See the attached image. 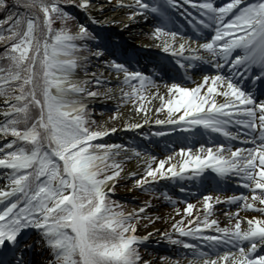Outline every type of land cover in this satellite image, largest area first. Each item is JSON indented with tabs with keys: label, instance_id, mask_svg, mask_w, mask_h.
Segmentation results:
<instances>
[{
	"label": "snow or ice",
	"instance_id": "obj_1",
	"mask_svg": "<svg viewBox=\"0 0 264 264\" xmlns=\"http://www.w3.org/2000/svg\"><path fill=\"white\" fill-rule=\"evenodd\" d=\"M61 2L0 0L4 12L0 17V134L5 137L0 142V167L7 170L0 172L6 181L0 185V264H21L17 248L22 230L28 228L36 230V242L46 252L43 264H149L139 250L149 234H136L142 218L139 213L147 205L125 212L110 196V185L117 183L122 160L128 158L125 153L139 156L140 152L127 144L95 142L115 130L97 125L86 106L89 98L104 95L90 87L102 77L78 72L88 59L85 41L96 36L83 22L77 21L73 30L68 23L72 17ZM89 4L90 0H78L81 9ZM185 4L194 11L189 12ZM127 7L132 9L127 13L130 20L157 15L159 23L151 35L163 38L164 51L186 53L185 59L177 60L181 67L207 59L214 72L192 87L167 84L165 94L151 76L113 60L111 67L121 83L117 89L120 103L128 101L137 112L147 113L148 104L156 98L157 113L167 110L168 117L182 126L202 125L226 138L224 143L201 144L195 153L181 148L176 163V153L154 166L156 158L150 156L143 174L129 172L128 176L136 177L137 187L148 190L159 177L183 175L188 169L195 175L207 168L218 177L235 175L237 183L250 190V197L244 192L215 199L206 194L204 215H191L187 220L191 227L182 223L185 218L181 216L171 225L180 235H172L171 230L166 235L192 249L197 259L203 258L199 264H264V251L256 254L258 248L264 249V215H238L241 208L264 214V99L257 103L245 83L236 82L244 75L252 81L249 88L264 85V0H222L219 5L215 0H131ZM172 9L189 17L201 42L189 37L186 43L180 32L169 30ZM54 20L60 21L59 27ZM102 51L97 47L94 54L100 56ZM225 67L230 74L223 73ZM153 87L155 91H146ZM118 115L114 113L111 119ZM154 123L167 124L169 119ZM232 125L239 131H232ZM123 127L138 125L124 122ZM233 138L251 146L232 147ZM220 200L240 205L229 214L236 217L234 224L221 227L208 218L211 204ZM193 209L187 203L183 212L190 214ZM242 220L246 227L241 226ZM212 226L218 235L205 232ZM181 236L195 237L211 251L218 244L233 251L210 256V251ZM186 264H196V260Z\"/></svg>",
	"mask_w": 264,
	"mask_h": 264
},
{
	"label": "bare ground",
	"instance_id": "obj_2",
	"mask_svg": "<svg viewBox=\"0 0 264 264\" xmlns=\"http://www.w3.org/2000/svg\"><path fill=\"white\" fill-rule=\"evenodd\" d=\"M94 1L96 2L95 5H93ZM105 1L106 0H104V1L103 0H92L91 1L92 5L88 6L89 12L94 15V21L95 20L98 21V19H100L102 23H99V22H97V23L100 27H103L105 30L110 32V31H113V29H118V33H119V35H121L120 30H123V29L125 30V28H128V30H132V32H130V35H128V36L134 38V40H135V38H137L138 34H139L138 36H140V33H138L141 30L140 28H142V31H143V29L146 27L147 24L148 25L151 24L150 23V17L152 16L151 13H149L147 15H138L135 19L128 20L126 24L121 23V24L116 25L114 23H111L110 17L112 15V13H114V12L119 13V11L123 12L126 10H129V11L132 10V9H129L127 7V5L131 3V0H128L125 3H123V2L117 3V0H108V2H105ZM99 6H102V7H99ZM185 7L191 8V6L186 5V4H185ZM99 14H104V15H99ZM152 21H153V19H152ZM101 24H102V26H101ZM154 25H156V23H154ZM137 30H139V31H137ZM116 32H117V30H116ZM112 38L114 39V36H111V39ZM183 38L185 39V41L187 43L188 39L186 37H183ZM179 39L180 38H178V37L176 38L177 43L179 42ZM147 40H146L147 43L151 45L150 48L155 49L156 47L162 46V44H163V38L157 39L156 37H153L152 35L149 36V39H147ZM108 45L109 44L103 43L102 46L100 45L99 47L106 48ZM124 46H125V43H123L121 46L122 50L126 49ZM151 53H153V52H151ZM169 53H171V52H169ZM154 54H155V52H154ZM176 56H179L180 59H185L186 53L180 54L179 52H177ZM137 59H138L137 57H133V59L131 58L130 60H137ZM147 60H148V62L152 63L151 59H147ZM90 61L91 60H88L87 64ZM143 62H146V59L143 60ZM172 62H175V61H172ZM162 65L167 66V67H169V66L172 67V65L169 63H167L166 65L165 64H162ZM225 70H226V67L223 68V72ZM96 75L98 77H102V80L105 82L104 83L105 85L107 83V85H106L107 89L104 88L105 85H102V90H103V94H105L104 99L106 101L104 107L107 110L112 109L111 114H109L110 119L113 116L112 115L113 110H116V113H119V115L115 119H111L112 121H110V123L106 122L105 125L107 127H109L108 125H111L109 128L115 129L114 131L107 133L108 135L116 136V133H131L133 131L140 133L142 131V129L145 130L146 127H150V125H154V126H158V127H165V128H161V130H166V131H162L163 133L158 132L156 135H153V136H148V138H146V139H149L151 142H155L158 144L160 141H163V140L165 141L169 138L174 139L175 142L180 141V140L183 142H186V140H188L187 138H189V136L192 138V135H193L192 133L195 131L193 129L191 131H186L184 133L185 134L184 135L183 132H180L181 131L180 128H182L180 125L181 122H174V117L171 119L165 118V119H169V123H167V124L154 123V121L161 118L160 116L163 114V112L164 113L167 112V110H162L159 113H157L155 111V108L159 106V100L158 99L153 98L152 102L148 104V107L150 108L149 112H147V113H145L143 111L137 112L136 109L134 108V106L130 102L125 101L124 103H120L121 97H120V94L117 91V89L119 87H121V83L118 80L117 75H114L113 73L109 74L105 70L98 71ZM193 81H194V83H199L201 81V79L193 80ZM100 85H101V83L98 84V86H100ZM109 87H111L112 91H108ZM155 90H156L155 87L150 88V89H146L147 92L155 91ZM160 90L165 92V94H167L166 87L162 86V88L160 87ZM218 99H221V98H218ZM91 103L96 105V106H98V105L103 106V102L91 101ZM257 114H259L258 110H257ZM165 119H163V120H165ZM141 120H143L144 122L140 123ZM124 122L137 124L138 127H136V128H124L123 127ZM161 130H157V131H161ZM133 138L141 139L139 134L134 135ZM209 138H210V136H209ZM211 138H217V136L212 135ZM144 142H145V140L143 141L142 145H144ZM213 142H216V141H213ZM120 144H125V143L122 141ZM214 144H216V143H214ZM196 147H197V144L192 146L193 150H191V151L193 153H195L198 150V149H196ZM121 151L123 152L124 150H121ZM141 151L142 152L140 153L139 156L131 153L130 151L125 153L128 156V158L122 160V174L118 178V182H120V185H119L120 187H124V186L130 187L131 188L130 191H134V192L136 190L141 189L140 187H137L134 184V178L131 176H128V173L134 172L137 174H143V169L145 166L144 162H146L147 158L150 156L156 158V160L153 161V166L160 159L165 158L164 155H157L153 150L146 152V150L144 148H141ZM163 153L164 152L161 151V154H163ZM168 153H170V152H168ZM176 154L177 155L174 158L173 163H176L180 159L179 153H176ZM166 163H167V161H166ZM210 170H212V169L207 168L203 172H201L199 175H195L191 169L185 170V173L187 174V179L190 182H195V183L199 182L200 183L201 178H203L207 184L212 185L211 180L209 179V177L211 178V176H212V177H217L222 182L225 181V185L226 184L238 185L239 189L243 190L244 186L237 183V180L228 181V178H230V177L235 178L236 177L235 175H228L226 177H218L216 175V173L208 174L207 171H210ZM168 178H170V176L159 177L158 179L152 181L151 184L158 185L160 181L166 180ZM236 178H238V177H236ZM0 181L2 182L1 184H4V182H5L4 179H0ZM203 186H205V183L203 184ZM178 190H180V189H178ZM248 191L249 192H247L246 195H248L250 197L251 192L249 189H248ZM147 194L151 195L150 199L147 198L145 201H139L138 203L133 204L132 208L133 209L134 208H141L140 203H143V205H145V204L147 205L146 207H144V210L142 213L147 212V211L150 212V214H149L150 219L148 221H144L143 223L138 225L136 231L139 233V235H144L145 233H148L149 236H148V239L146 241H152V243L155 241L158 242L159 235H157V233H162V236L166 237L167 236L166 233H169L167 231L168 227L170 225H172L174 222L178 221L181 216H184V218H185L184 221H182V223L187 225V220L191 218V215H195V214H197V212H199V214L204 212V209L202 208L203 199H200L195 205L193 204L194 209H193V212L190 214L184 213L181 210L177 211V208H171L170 206L163 207L165 209L164 211L153 213L152 211H154L158 207L160 208L161 207L160 205H162V203H159V201L157 200V197L154 193L147 192ZM230 194H233V193L232 192L228 193V195H230ZM213 199H215V198H213ZM150 201H152V204L154 203L155 205H150V203H151ZM220 201H222L225 205L231 203V202H226L224 200H220ZM246 210L247 209L241 208V212L239 213V215L242 217L261 216V215H256V214L252 213V211L257 212L258 210L256 211L253 209H248V211H251V212L245 213ZM234 212H235V210H229V212H227V213H234ZM225 215H226L225 213H223V215H220L218 213L216 214L212 208V205H211V211L208 215V218L209 219L214 218L218 222V224L221 227H223L225 225L230 224V222L228 221L227 218L224 221L225 217H223V216H225ZM245 222L246 221H244V223H241L242 227L247 226V224ZM187 226L191 227V225H187ZM24 230H22V233ZM206 230L217 231L215 226H212ZM171 234L176 235V233H171ZM184 238L188 239L191 243H195V241L197 240L196 238L192 239L191 237H182L181 239H184ZM164 243L166 245L168 244V245H172V246L177 245V244L171 243L169 241L164 242ZM140 244H142V248H141V252H140L142 259L143 258L145 259L146 257H150L153 255L151 253L153 251H155V249H153L151 247V245H149L150 242L145 244L143 241H141ZM36 245L38 246L39 243H36ZM27 253H28V251L24 252V254H27ZM180 253H182V251L176 253L175 256H172V257H168V258L163 257V259H161V257H158L156 260L150 259L149 264H172V262L176 261V260H180V261H182V264H186L187 257H184V256H186V254H188V251L187 250L184 251V253H183L184 256H181L182 254H180ZM37 254H39V251H36V256H37ZM177 256H179V257H177ZM180 257H183V258H180ZM23 260H24V262H31L32 261V260L29 261L28 259H24V258H23Z\"/></svg>",
	"mask_w": 264,
	"mask_h": 264
},
{
	"label": "rangeland",
	"instance_id": "obj_3",
	"mask_svg": "<svg viewBox=\"0 0 264 264\" xmlns=\"http://www.w3.org/2000/svg\"><path fill=\"white\" fill-rule=\"evenodd\" d=\"M91 1L92 0H90V4L89 5H92ZM126 1H128V0H121V2H123V3H125ZM105 2H108V0H106ZM95 4H96V2L94 1L93 5H95ZM128 11L129 10H126V11H123V12L119 11V13H117V12L112 13V15L110 17L111 18L110 22L114 23L116 25L117 24H121V23L126 24L127 21L130 20L128 18V16H127ZM99 15H104V14H99ZM170 15H171V20L169 21L168 25H170V26H172L173 28H176V29L185 27L184 24L179 19H175V16H173L171 13H170ZM184 17H185L186 21L188 22L189 18L186 17V16H184ZM152 19H154L153 18V14L150 17V23L151 24L150 25L147 24L146 27L143 29V31H142V28H140L141 30L139 29L140 31L137 30V31H139L138 33H140V36H138L139 35L138 34L137 38H135V40H134V38H128V34H130V32H132V30H128V28H125V30L123 29L122 32L125 34L124 38L125 39H133L134 43L142 42L143 44L148 46L149 44L147 43V41H148L147 39H149V36H151L152 31H154L156 25L159 23V21H157L156 22L157 24L154 25L155 20H153L154 21L153 22ZM77 21L85 23L92 30H94L95 27H97V24H98L97 22L102 23L100 19H98V21L97 20L94 21V15L89 12L88 8L81 9V18H80V20L77 18V20L74 22L75 25H76ZM100 36H101V34L99 33V36L96 38V41L93 44L89 43L88 59L85 61V64H86L85 68H81V70H83L81 75H83L85 72L87 74H89V75H92L94 73L97 74V72L101 71V70H105L109 74L113 73L114 75H117V72L108 71V69L111 70V69H114V68L113 67L110 68L111 67V62L107 60V57L105 55L96 56L94 54L95 49L98 47L97 42L98 41H101V42L104 41V39H101ZM160 48L163 50V46H161ZM171 59L178 60L179 58H177V57L172 55ZM88 60H91V61L88 62V64H87ZM113 60H115V59L111 58V61H113ZM117 62H119V61H117ZM119 63H123L130 71H134V69H132V68L130 69L129 68L130 66H132V67L136 68V71L145 73L144 71H141V70L137 69V67H139V65H138L139 63L138 62H134V61L131 60L129 62L125 61V62H119ZM148 67L152 69V67H150L149 65H148ZM153 72H156V70L153 69ZM157 73H159V72H157ZM120 75L122 76V72L120 73ZM145 75H147V74L145 73ZM195 76H198L200 79H202L204 75L196 73ZM100 83H101L100 86H98L97 84H91L90 87L96 88L98 92L103 93L102 85H105L104 84L105 82L101 79ZM164 83H165V81H164ZM194 84H196V83L188 84L186 87H192ZM106 85H107V83H106ZM106 85H105L104 88L107 89ZM104 97H105V94L104 95H97V96H94L92 98H89L87 100V105L86 106H87V108L91 109V120H95L97 125H101V126L107 127L105 125L106 122L110 123V121H112L110 119V115H109V114H111V110L112 109L111 110H107L104 107V105L106 103ZM217 98H221L222 99V97H217ZM2 100H3V98L0 97V101H2ZM91 101L103 102V106H99V105L96 106V105L92 104ZM112 113L113 114L116 113V110H113ZM160 117L161 118L159 120H163L165 118H169L168 117V112H165V113L163 112V114ZM2 118L3 117L0 116V120ZM93 126H96V125H93ZM108 126L110 127L111 125H108ZM150 128H152V127H150ZM130 135H132V134L130 133ZM130 135L129 134H124V133H116V136H110V135L106 134V136H104V137L95 138V142H98V143H110V144L118 143V144H120L121 141L128 140V141L132 142V143L128 142V144H127L129 146V149L132 148V147H135V148H137L139 150V152H141V148H139L136 145L141 143L142 140L141 139L132 138ZM4 140H5V137L3 136V134H0V142H2ZM0 146H2V144H0ZM177 152H179V151L178 150H173L170 153V155H172L173 153H177ZM170 155H168V156H170ZM165 157H167V156H165ZM6 171H7L6 169L0 167V172H6ZM0 177L3 178V176H0ZM133 178L135 179L136 177H133ZM1 183L2 182L0 181V185H3ZM5 183H6V181L4 182V184ZM119 185H120V182H118V180H117V183L115 185H110V187L113 188V191L110 193V196L112 197L113 201L119 202L120 206L123 208V210L125 212H131L133 210V208H132L133 204L138 203L139 201H145L147 198L150 199L151 195H148L147 192L154 193L156 195L157 200L159 201V203H162V205H160L161 207L160 208L158 207L159 209L157 208L154 211H152L153 213L154 212L164 211L165 209L163 207H165V206H170L171 208H177V209H180L181 211H183V209L186 207L187 203H192V204L195 205L201 199L200 197L195 196L196 192H192V191H197L195 187L191 191L192 195H190V192H189L190 189L186 188V185H190L189 180H187V174L186 173L183 174V175H177V176H175L173 178H168L166 180H162V181L159 182L158 185L150 184V187H149L148 190H144L143 188H141V189L136 190L134 192V191H130V189H131L130 187H127V186L120 187ZM178 189H181V190H184V191H187V192L183 193L181 191H178ZM204 195H206V194H204ZM150 202H151L150 205H155L154 203L152 204V201H150ZM142 206H143V203H140V207H142ZM239 206H237V207H239ZM213 207L216 210V214H217V210H219L218 214H220V215H223V213L226 214L225 216H223V217H225L224 221L227 218L230 223H232V224L235 223L236 217L232 216V215H229L230 213H227L229 210H223L222 208L217 209L218 206L215 203H214ZM237 207H234L233 210H235ZM247 212L250 213L251 211H248V209H247L245 211V213H247ZM252 213H254L256 215H262V213L260 211H257V212L252 211ZM139 214L141 215L142 218H141L140 221L137 222V225H140L144 221H148L150 219L149 218L150 212H148V211L144 212V213H139ZM200 215L203 216L204 212L201 213ZM240 217H242V216H240ZM242 223H244V220H242ZM170 230H171V225L168 227L167 231L170 232ZM171 233H175V231L171 230ZM136 234L139 235V233L137 231H136ZM207 234L212 235V233L209 232V231H207ZM157 235H159L158 242L155 241V242L152 243V241H146V240L143 241L145 244L150 242L149 245H151V247L153 249H155V251H153L151 253V254H153L152 256L145 258L148 261H150V259L156 260L158 257H164V258L172 257V256H175V254L180 252V251H182V253H180V254H182L181 256H184L183 253H184L185 250H187L188 253H190V254L193 251L192 249L185 248L182 245H173V246L172 245H168V244L166 245L164 242H168V241L171 242V243H174V242L168 240V238H166L167 236L166 237L162 236V233H157ZM176 235H180V234L176 233ZM182 237H184V236H181V238ZM38 239H39L38 233L36 232L35 229H32V228L25 229L23 231V233L20 235V246L17 248V252L21 253L22 259L23 258L24 259H28L29 261L32 260L31 262L23 263L22 259H21V264H43L44 260L46 259V252L42 250L40 243H39L38 246L36 245V243H37L36 241ZM141 248H142V244H139L140 252H141ZM25 251H28V253L24 254ZM36 251H39V254H37V256H36ZM190 254H188V256H184V257H187V261L190 260V258H191L189 256ZM177 257H179V256H177ZM180 258H183V257H180ZM12 259H13V261H15L16 257H13ZM199 259H203V258H199ZM199 259H197V260L199 261ZM196 264H199V262L196 261Z\"/></svg>",
	"mask_w": 264,
	"mask_h": 264
},
{
	"label": "trees",
	"instance_id": "obj_4",
	"mask_svg": "<svg viewBox=\"0 0 264 264\" xmlns=\"http://www.w3.org/2000/svg\"><path fill=\"white\" fill-rule=\"evenodd\" d=\"M78 5V2L77 0H75V2H72V0H62L61 2V7L64 8L67 12L70 13L72 19H70L68 21L69 25L73 27V30L74 29V22H75V18H74V13L75 12H79L78 9L76 8ZM23 10L22 6H21V11ZM4 15V12L3 11H0V17H2ZM54 26L56 27H59V24H60V21L59 20H54Z\"/></svg>",
	"mask_w": 264,
	"mask_h": 264
}]
</instances>
